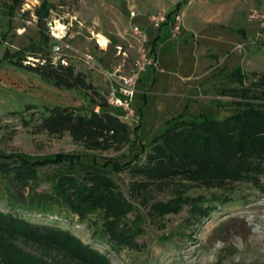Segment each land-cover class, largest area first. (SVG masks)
I'll list each match as a JSON object with an SVG mask.
<instances>
[{
  "label": "rangeland",
  "instance_id": "374dc122",
  "mask_svg": "<svg viewBox=\"0 0 264 264\" xmlns=\"http://www.w3.org/2000/svg\"><path fill=\"white\" fill-rule=\"evenodd\" d=\"M43 1L47 9L45 16L40 17L37 10ZM177 1L180 4L176 10L181 13L179 32L172 38H162V32L151 50L156 84L151 88L149 84L142 85L150 74L152 77L151 67L146 66L140 73L143 81L137 85L139 90L131 104L137 122L123 119L120 109L104 105L128 126L127 137H114L111 131L98 134L67 125L53 128L42 124V118L54 105L73 114H88L95 107L98 111L108 87L102 69L117 67L127 73L138 59L129 26L145 28L144 47L150 50L155 28L148 24L146 12H168ZM189 3L0 0V161L46 159L59 152L80 153L84 161L98 165L132 160L118 170L111 169V163L106 165L107 175L114 183L112 192H118L129 205L118 227L131 231L130 242L120 243L104 235L102 213L98 210L79 219L66 206L48 202L45 195L54 183L52 176L65 170L64 163L38 167L35 182L21 185L11 179V162L7 171H0L1 212L66 231L104 256L108 264H264V173L236 180L222 176L221 182L217 172L148 176L136 169L148 161V143L174 119L208 116L220 120L232 114L241 99L259 108L264 106V94L260 92L264 76H259L264 69V37L255 38L256 21L250 16L253 10L264 13V0ZM129 10L137 12L133 19L128 18ZM48 22L65 25L62 52L73 73H79L92 89L83 85L56 86L9 56L34 45L36 51L25 53L23 59L31 57L32 65L37 64L36 58L49 63L47 54L54 41L46 30ZM96 33L107 38L105 47L97 45ZM117 45L124 53L116 51ZM84 55L92 61L86 63ZM236 68L243 74L241 84L229 75ZM241 87L249 88L254 97L232 96L224 91ZM135 125L142 147L134 140ZM257 162L264 168V156ZM78 174L83 177L81 170ZM175 198L180 201L176 211L160 213L152 209L154 202ZM192 198L197 200L191 201ZM195 201H199L202 210L207 209L206 215L193 206ZM9 240L13 247L10 252L25 255L21 264L32 257L44 264H85L56 246L21 238Z\"/></svg>",
  "mask_w": 264,
  "mask_h": 264
},
{
  "label": "trees",
  "instance_id": "16d2710c",
  "mask_svg": "<svg viewBox=\"0 0 264 264\" xmlns=\"http://www.w3.org/2000/svg\"><path fill=\"white\" fill-rule=\"evenodd\" d=\"M13 1L17 2L18 0ZM179 4L180 1H177L168 14L175 12ZM46 9L47 6L43 1L37 13H46ZM36 49L34 45H29V47L14 51L9 56L13 57L14 62L19 66L36 71L56 86L63 85L65 88H72L75 85L92 87L90 83L84 82L79 73H73L70 65H53L50 62L39 60L35 65L23 62L25 53L32 54ZM229 75L237 83H242L243 74L240 68L234 69ZM259 76H264V69ZM261 85H264V81ZM260 87V92L264 94V86ZM248 90L249 88L241 87L226 88L224 91L232 96L239 94L247 96L249 94L250 98L254 97L251 95L253 92ZM237 103L240 105L235 108L234 112L220 120L208 116L200 118L193 116L189 120L174 119L161 134L155 136L148 143L146 158L150 162L147 161V163L137 166L136 169L141 172L145 171L144 173L148 176L154 175V173L167 175L181 172L192 175L195 172H217L221 175L220 178L223 176L230 180L255 177L257 173H264V168H260L257 162L261 156H264V106L259 108L249 102L245 103L243 99ZM105 104L107 107L113 108L103 98V102L99 104V110L97 112L90 110L88 114H73L67 108L54 105L42 118V124L51 125L53 128L57 125H67V127L82 128L98 134L111 131L110 135L114 137H127L130 132L128 126L120 121L116 114L104 108ZM137 128L138 125L132 128L135 135L134 140L139 142L138 144L142 147L143 144L137 139ZM83 156L80 153L59 152L46 159L19 158L16 163L15 159L10 162L0 161V171H7L12 162L13 166L9 170L11 179L16 183L26 185L28 181L35 182L38 167L49 163H64L65 170L52 176L54 183L50 192L45 195L48 202L66 206L79 219L85 218L92 211H100L102 213V233L110 240L128 244L131 231L127 228H119L118 222L129 209V205L124 203L117 194L118 192H112L111 188L114 183L107 175L106 165L111 163V169L118 170L132 160L123 164L116 161H105L98 165L94 161L92 163L84 161ZM80 170L83 172V177L78 174ZM219 177V181L224 180ZM252 180L254 181V179ZM192 200L197 199L192 198ZM199 201L193 202V204L195 203L193 206L201 211L200 214L206 215L207 209L202 210L201 207H198ZM179 202L178 198L166 202H154L152 209H156L160 213L176 211L180 207ZM15 238L56 246L69 252L85 264H108L104 256L88 245H82L77 238L66 231L55 228V226L31 223L23 217L0 211V264L22 263L23 256H25L23 253L9 251L12 247L9 239ZM25 264H44V262L39 258L32 257V260L27 259Z\"/></svg>",
  "mask_w": 264,
  "mask_h": 264
},
{
  "label": "built area",
  "instance_id": "2783aa9c",
  "mask_svg": "<svg viewBox=\"0 0 264 264\" xmlns=\"http://www.w3.org/2000/svg\"><path fill=\"white\" fill-rule=\"evenodd\" d=\"M136 15L134 10H129L128 16L132 19ZM256 21V37H264V13L257 12L253 10L250 15ZM146 19L148 24L153 28H159L162 24H168V37H175L179 32V24L181 21V13L176 10L170 15L168 12L153 11L146 14ZM46 30L48 35L53 39L54 43L50 46L49 52L47 54V59L53 65L60 64L62 66L68 65L67 58L62 52L63 37L66 34L65 25H59L56 27L54 22L47 23ZM129 34L134 39L137 45L138 59L135 61L134 67L129 72L121 71L117 67L102 69L103 78L107 81L108 87L105 93L106 103L113 107L119 108L121 110L120 116L130 122H137V115L132 108V100L134 94L136 93V83L139 79L140 73L145 69L146 66H155L154 59L149 56V50H146L144 44L147 41L145 28H141L137 25L129 26ZM97 45L105 47L106 42L101 44L97 37H95ZM118 53H124L121 46H115ZM23 62L30 63L31 57L25 56ZM84 59L86 63L91 62L92 58L90 56H85ZM36 61L45 60L43 58H36ZM97 111V107H95Z\"/></svg>",
  "mask_w": 264,
  "mask_h": 264
},
{
  "label": "crops",
  "instance_id": "0c3cea01",
  "mask_svg": "<svg viewBox=\"0 0 264 264\" xmlns=\"http://www.w3.org/2000/svg\"><path fill=\"white\" fill-rule=\"evenodd\" d=\"M191 1L192 0H189V2L191 3ZM189 3V4H190ZM188 4V5H189ZM154 11H156V10H154ZM150 12H153V11H149V12H146V14L147 13H150ZM136 14H137V12H136ZM135 17V16H134ZM133 17V18H134ZM129 18V17H128ZM132 18V19H133ZM143 18H145V14H144V17ZM130 20V19H129ZM207 21V20H206ZM181 22V21H180ZM163 25V26H162ZM159 28H155V32H154V34L150 37V39H151V50H153V48H154V43L155 42H157V41H159L160 39H161V37H160V35L162 34V32H163V35H162V38L165 36H167L168 35V24H162ZM163 27H165V31H163ZM156 37V38H155ZM107 39V38H106ZM151 53V52H150ZM149 53V54H150ZM153 53H151V56H152V58H153V55H152ZM157 58H159V53H158V56H157ZM157 61L159 62L160 60L159 59H157ZM149 67H151V70H152V72H153V74H152V77H151V74H150V76H149V78L147 79L148 81H147V83L146 84H142V81H143V77H141V75L139 76V80H138V83H136V93L134 94V96L137 94V90H139V89H137V85L138 84H142V85H144V86H146L147 84H149V85H147L148 86V88H151L154 84H156V82H157V80H158V77H157V75L155 74V72H156V69H154L151 65H149ZM156 67H157V65H156ZM150 79V80H149ZM138 88H140L139 86H138ZM133 99H134V97H133ZM140 114H141V111H140Z\"/></svg>",
  "mask_w": 264,
  "mask_h": 264
},
{
  "label": "bare ground",
  "instance_id": "6f19581e",
  "mask_svg": "<svg viewBox=\"0 0 264 264\" xmlns=\"http://www.w3.org/2000/svg\"><path fill=\"white\" fill-rule=\"evenodd\" d=\"M61 25V24H60ZM59 25H56V27H58ZM95 37H97V39H98V41L101 43V44H103L104 42H106L107 40H106V38H105V36L103 35H101L100 33H96L95 34Z\"/></svg>",
  "mask_w": 264,
  "mask_h": 264
},
{
  "label": "water",
  "instance_id": "95a60500",
  "mask_svg": "<svg viewBox=\"0 0 264 264\" xmlns=\"http://www.w3.org/2000/svg\"><path fill=\"white\" fill-rule=\"evenodd\" d=\"M39 16L40 17H44L45 16V13L44 12H41Z\"/></svg>",
  "mask_w": 264,
  "mask_h": 264
}]
</instances>
